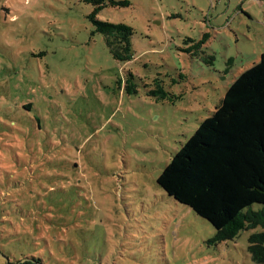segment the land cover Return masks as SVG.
I'll use <instances>...</instances> for the list:
<instances>
[{"label":"rangeland","instance_id":"rangeland-1","mask_svg":"<svg viewBox=\"0 0 264 264\" xmlns=\"http://www.w3.org/2000/svg\"><path fill=\"white\" fill-rule=\"evenodd\" d=\"M128 2L97 15L133 29L122 64L91 4L0 0V264H256L259 228L215 242L156 179L259 61L264 0ZM155 77L176 99L147 94Z\"/></svg>","mask_w":264,"mask_h":264},{"label":"trees","instance_id":"trees-1","mask_svg":"<svg viewBox=\"0 0 264 264\" xmlns=\"http://www.w3.org/2000/svg\"><path fill=\"white\" fill-rule=\"evenodd\" d=\"M82 1L92 5L87 18L93 33L103 35L111 57L122 64L131 62L133 29L97 17L105 7L126 6L128 0ZM208 59L212 61L213 56ZM135 78L129 70L124 82L119 79L118 84L127 94H137ZM148 86L152 88L147 94L157 100L168 96L176 99L164 89L160 77L153 78ZM23 107L31 108L30 103ZM156 182L168 196L212 225L215 242L259 228L248 236L247 249L254 263L264 264V52L258 62L235 78L211 115L198 124Z\"/></svg>","mask_w":264,"mask_h":264}]
</instances>
